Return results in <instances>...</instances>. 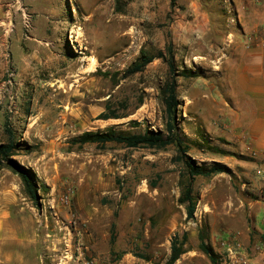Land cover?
<instances>
[{"label": "rangeland", "instance_id": "1", "mask_svg": "<svg viewBox=\"0 0 264 264\" xmlns=\"http://www.w3.org/2000/svg\"><path fill=\"white\" fill-rule=\"evenodd\" d=\"M235 14L225 0H0V144L11 138V159L47 188L37 206L16 173L0 170V264H165L171 241L184 238L193 264H211L199 236L219 256L234 237L254 250L240 229L243 204L263 200L264 185L254 169L245 174L256 162L230 146L211 92L224 85L227 45L255 37L231 39ZM169 45L179 103L170 135L180 146L76 143L109 128L167 135ZM142 50L166 59L128 75ZM107 112L125 117L99 119ZM183 152L225 168L193 179V220L179 203Z\"/></svg>", "mask_w": 264, "mask_h": 264}, {"label": "crops", "instance_id": "2", "mask_svg": "<svg viewBox=\"0 0 264 264\" xmlns=\"http://www.w3.org/2000/svg\"><path fill=\"white\" fill-rule=\"evenodd\" d=\"M225 1L236 10L231 17L235 19L234 31L229 32L231 39L239 30L245 36L254 32L255 37L251 38V43L247 37L243 43L230 42L227 45L229 57L223 70L224 85L217 84L211 92L215 98L219 96L222 99V105L215 106L222 109L225 135L231 141L230 146L255 160L254 167H245V174L254 169L257 179L254 183L260 187L264 185V44L257 39L256 33L264 24V0ZM246 204L243 206L249 219L241 224L243 240L245 244L252 241L264 245V198ZM194 254H183L178 264H183L185 259L189 264L195 263L197 254Z\"/></svg>", "mask_w": 264, "mask_h": 264}, {"label": "trees", "instance_id": "3", "mask_svg": "<svg viewBox=\"0 0 264 264\" xmlns=\"http://www.w3.org/2000/svg\"><path fill=\"white\" fill-rule=\"evenodd\" d=\"M172 5L175 3V0H171ZM166 51L169 53L170 58L167 61L168 69L171 74V80L166 85L164 91L163 103L165 106V114L167 118L166 122V132L167 135L164 136L160 131H145L139 134H129L125 132H117L114 128H109L105 132H84L80 137L75 139L76 143L80 145L84 144H97L104 146L108 143L121 144L129 149H137L141 147H146L150 149L162 150L167 146L177 143V140L174 139L171 135L173 133L172 124L170 119L175 115L177 107L179 105L177 96H176V67L173 61V55L171 53L170 45L166 48ZM164 58L166 56L160 51L157 55H147L143 50L140 53V56L135 60V62L129 68L127 74H136L142 72L144 68L151 63L154 59ZM186 74V73H184ZM103 113L99 116V119L108 120V119H121L125 116L114 114V112ZM9 133L8 129H6ZM171 134V135H170ZM180 146V143H177ZM15 153V144L14 141L10 138L8 143L0 144V170L4 167V164L9 167L14 173H16L21 181L23 186V192L35 205L38 206L39 202V191L47 193V188L43 184H39L36 174L22 166H19L11 157ZM182 157L180 161L182 162L184 169L186 170V175L183 173L179 179V187L181 190V196L179 198V203L185 205L186 217L188 220L194 219V213L196 210L197 199L192 194V182L195 177H209L216 174H221L225 171L223 166H213L209 169H206L202 166H198L194 160L185 155V152L181 153ZM187 177V178H186ZM264 198V192L262 194ZM264 241V237H262ZM113 240V239H112ZM186 238L182 240L180 244L176 240L171 241L170 245V255L165 264H175L183 254L186 253L184 249ZM198 250L204 254L211 264H221L219 254H216L212 247L204 242V238L199 236V245ZM117 257H120L118 255Z\"/></svg>", "mask_w": 264, "mask_h": 264}, {"label": "built area", "instance_id": "4", "mask_svg": "<svg viewBox=\"0 0 264 264\" xmlns=\"http://www.w3.org/2000/svg\"><path fill=\"white\" fill-rule=\"evenodd\" d=\"M247 41L251 43V39ZM221 247L225 249L220 254L221 264H264V245H257L254 250L247 251L234 237L231 240H222Z\"/></svg>", "mask_w": 264, "mask_h": 264}]
</instances>
